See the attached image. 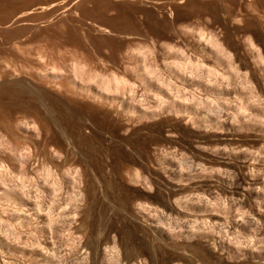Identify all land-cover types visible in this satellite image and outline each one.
<instances>
[{
	"label": "rangeland",
	"instance_id": "rangeland-1",
	"mask_svg": "<svg viewBox=\"0 0 264 264\" xmlns=\"http://www.w3.org/2000/svg\"><path fill=\"white\" fill-rule=\"evenodd\" d=\"M0 264H264V0H0Z\"/></svg>",
	"mask_w": 264,
	"mask_h": 264
},
{
	"label": "bare ground",
	"instance_id": "bare-ground-1",
	"mask_svg": "<svg viewBox=\"0 0 264 264\" xmlns=\"http://www.w3.org/2000/svg\"><path fill=\"white\" fill-rule=\"evenodd\" d=\"M216 45H217V44H216ZM191 63H192V62H191ZM200 68H201V67H200ZM195 69H196V68H195ZM117 78H118V77H117ZM117 78L114 79V82L116 81V82H115V83H116L115 85L120 87V85H121L125 80H123V81H119V79H118V81H117V80H116ZM124 83H126V82H124ZM187 101H188V100H187Z\"/></svg>",
	"mask_w": 264,
	"mask_h": 264
}]
</instances>
